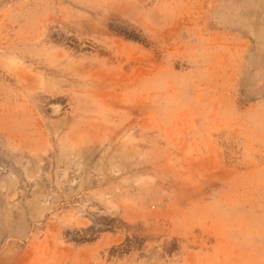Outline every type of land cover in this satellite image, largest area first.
Returning <instances> with one entry per match:
<instances>
[{"label": "rangeland", "instance_id": "obj_1", "mask_svg": "<svg viewBox=\"0 0 264 264\" xmlns=\"http://www.w3.org/2000/svg\"><path fill=\"white\" fill-rule=\"evenodd\" d=\"M0 140V264H264V0H0Z\"/></svg>", "mask_w": 264, "mask_h": 264}, {"label": "bare ground", "instance_id": "obj_2", "mask_svg": "<svg viewBox=\"0 0 264 264\" xmlns=\"http://www.w3.org/2000/svg\"><path fill=\"white\" fill-rule=\"evenodd\" d=\"M80 15V14H79ZM77 16V15H76ZM74 21H75V19H74ZM260 23V22H259ZM21 43V42H20ZM12 44V43H11ZM33 46V45H32ZM36 50V49H35ZM18 53V52H17ZM35 55V54H34ZM46 56V55H45ZM47 58V57H46ZM52 58V57H51ZM61 59V58H60ZM37 60H38V58H37ZM58 60V59H57ZM76 61V60H75ZM37 63V62H36ZM45 63V62H44ZM31 66V65H30ZM33 66V65H32ZM21 67V66H20ZM79 70V69H78ZM17 71V70H16ZM59 71V70H58ZM57 74V73H56ZM28 76H29V78H33V76L32 75H29V74H27ZM74 75V74H73ZM57 76V75H56ZM27 78V77H26ZM19 79V78H18ZM28 80V79H27ZM32 79H30L28 82H30ZM35 80V79H34ZM57 81V80H56ZM19 82V81H18ZM24 83H26L25 81H24ZM58 83V82H57ZM13 84V83H12ZM23 84V83H22ZM24 85V84H23ZM37 85V84H36ZM33 86H35L34 84H33ZM65 89V88H64ZM35 91V90H34ZM30 92V91H29ZM25 93V92H24ZM32 93V92H31ZM55 94V93H54ZM35 97V96H34ZM36 98V97H35ZM29 105V104H28ZM53 106V107H52ZM51 107H52V112H56V111H59V109H58V104H56V103H53L52 105H51ZM48 116H49V114H48ZM8 143V142H7ZM1 146H8L9 147V145H7L6 143L4 144V142L2 141V140H0V147ZM10 148H11V146H10ZM16 147H12V151L14 150H16L15 149ZM1 149V148H0ZM12 173V172H11ZM10 177H12V176H10Z\"/></svg>", "mask_w": 264, "mask_h": 264}]
</instances>
